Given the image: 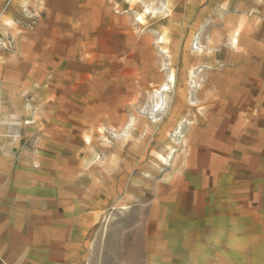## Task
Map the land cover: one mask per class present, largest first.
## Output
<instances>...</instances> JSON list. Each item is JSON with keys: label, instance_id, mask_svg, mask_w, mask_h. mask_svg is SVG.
<instances>
[{"label": "rangeland", "instance_id": "obj_1", "mask_svg": "<svg viewBox=\"0 0 264 264\" xmlns=\"http://www.w3.org/2000/svg\"><path fill=\"white\" fill-rule=\"evenodd\" d=\"M186 12L162 0H0V146L60 139L67 176L82 166L115 227H129V264L166 244L188 264L204 231L209 264H264V136L212 57L216 25ZM210 214L226 216V234L211 233Z\"/></svg>", "mask_w": 264, "mask_h": 264}, {"label": "crops", "instance_id": "obj_2", "mask_svg": "<svg viewBox=\"0 0 264 264\" xmlns=\"http://www.w3.org/2000/svg\"><path fill=\"white\" fill-rule=\"evenodd\" d=\"M162 1L185 7L194 21L203 18L216 25L219 52L212 57L226 72L235 74L229 83L235 93L230 97L249 104L251 126L261 129V134L253 131L252 135L264 136L259 125L264 122V0ZM255 145L257 152L264 151V143ZM66 152L60 139L45 137L37 148L0 146V264H105L104 250L106 264H129L124 246L129 227H115L116 212H105L98 198L92 197L90 178L77 171L82 166L72 163L75 169L67 176ZM221 215L210 214L219 218L209 222L214 235L226 234V216ZM177 223H170L172 237L179 235ZM117 230L122 249L115 253L112 239ZM199 235L198 243L192 238L194 254L188 264H209L216 249L208 239L210 234ZM170 247L168 254V244L149 250L146 246L148 253L136 264H180L178 249Z\"/></svg>", "mask_w": 264, "mask_h": 264}]
</instances>
